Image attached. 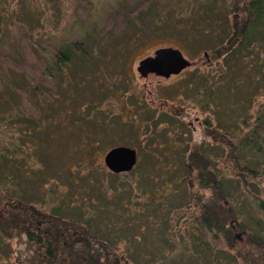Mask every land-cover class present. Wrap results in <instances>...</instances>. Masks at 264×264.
<instances>
[{
    "label": "rangeland",
    "instance_id": "374dc122",
    "mask_svg": "<svg viewBox=\"0 0 264 264\" xmlns=\"http://www.w3.org/2000/svg\"><path fill=\"white\" fill-rule=\"evenodd\" d=\"M194 1L0 0V92L8 94L0 98V184L39 211L83 219L97 236L114 237L128 264H203L192 254L185 231L196 207L182 179L181 151L193 142L202 143L221 175L239 213L237 225L251 223L247 215L253 214V202L225 157L227 148L205 135L202 124L206 116L238 121L245 112L238 103L246 87L240 92L234 84L247 85L264 74V64H254L264 61V51L259 50L257 61L250 52L244 68L230 70L225 94L219 92L212 110H202L201 95L192 94L189 80L197 71L219 79L218 61L203 66L207 37L191 40L173 24L174 12ZM261 39L253 36L255 43ZM82 40L85 56L64 65L61 77L38 76L60 45ZM165 45L180 48L191 64L169 77L140 75L138 60ZM16 75L35 95L39 121L29 122L30 116L21 114L29 113L28 102L19 98ZM31 79L37 91L27 84ZM253 81L247 87L250 99ZM253 99L250 112L264 103V94ZM163 141H169V149ZM119 145L136 148L137 170L106 166L105 152ZM155 159L159 162L152 164ZM256 181L249 192L264 198V178ZM262 216L258 211L257 218ZM235 231L233 247L224 245L225 251L242 244L245 231ZM33 247L40 251L32 241L26 244L0 232V264H28Z\"/></svg>",
    "mask_w": 264,
    "mask_h": 264
},
{
    "label": "trees",
    "instance_id": "16d2710c",
    "mask_svg": "<svg viewBox=\"0 0 264 264\" xmlns=\"http://www.w3.org/2000/svg\"><path fill=\"white\" fill-rule=\"evenodd\" d=\"M190 6L174 12L173 24L186 31L191 40L199 35L207 37L208 43L204 50L208 53V62L203 66H210L213 61H218L217 70L221 73L219 79L207 72L197 71V77L189 80L192 83V94L201 95V109L212 110L213 104L219 98V92L225 94L228 80L226 75L229 71L244 68L243 59L250 52L257 61L259 50L264 51V0H195ZM160 19L158 16L157 21ZM256 34L262 39L255 43L253 36ZM83 41L60 45L48 57L47 66L36 72L38 76L47 80L56 73L61 77L64 65L85 56L84 51L87 48L82 47ZM254 64L262 65L264 61L261 59ZM14 78L16 84L22 87L20 93L18 92L19 98L28 102L29 113L21 111V114L30 116L29 122L39 121L40 116L35 115L38 110L35 95L23 88L25 81L18 79L17 75ZM252 81L255 83V91L250 99V90L247 87H250ZM27 82L29 87L34 84L31 83L32 79ZM251 82L248 81L245 85L236 81L234 84L240 92L246 87L239 96L238 103V109L242 113L245 105V112L237 122L220 121L217 117L206 116L202 124L205 135L225 144V157L236 169L240 187L252 199L254 211L250 210L253 214L247 215L250 217V224L242 220L237 225L239 213L233 203L229 202L221 175L212 166L202 143L193 142L181 149L182 179L188 181V194L196 207L185 228L186 239L191 243L192 254L202 259L203 264H212V261H217V264H237V261L241 264H264V198L252 190L249 192L248 187L256 183L257 179L264 178V103H260L259 107L250 112L255 95L264 94V74L252 78ZM37 87L35 83L31 89L37 91ZM245 94L249 98L248 102H245L247 98L242 101ZM6 96L8 94L0 92V98L6 99ZM217 109L218 107L214 108V112L218 116ZM19 118L22 121L25 119ZM2 120L0 117V121ZM156 121L153 120V123ZM163 144L167 149L171 146L169 141H163ZM163 157L164 162H168L166 155ZM151 162H159V159ZM132 169L137 170L134 167ZM258 211L263 214L261 220L257 218ZM235 230L245 231L244 240L233 252L225 251L224 245L229 249L233 247L238 234ZM0 232L6 236H16L26 244L32 241L40 248L38 251L33 247V253L28 256V264H125L121 262L122 255L127 259L118 250L114 237L97 236L83 219H65L39 211L29 202L14 197L7 184H0Z\"/></svg>",
    "mask_w": 264,
    "mask_h": 264
},
{
    "label": "water",
    "instance_id": "95a60500",
    "mask_svg": "<svg viewBox=\"0 0 264 264\" xmlns=\"http://www.w3.org/2000/svg\"><path fill=\"white\" fill-rule=\"evenodd\" d=\"M204 55L208 58L207 51ZM191 64V61L176 46L165 45L156 47L151 54L138 60L136 69L140 75L154 73L163 77L177 74ZM136 149L130 146L119 145L108 149L103 157L104 163L112 171L131 169L136 162ZM125 264H128L124 258Z\"/></svg>",
    "mask_w": 264,
    "mask_h": 264
},
{
    "label": "flooded vegetation",
    "instance_id": "af4514ba",
    "mask_svg": "<svg viewBox=\"0 0 264 264\" xmlns=\"http://www.w3.org/2000/svg\"><path fill=\"white\" fill-rule=\"evenodd\" d=\"M136 155H137V152H136ZM136 161H137V158H136ZM135 164H133L132 168L134 167Z\"/></svg>",
    "mask_w": 264,
    "mask_h": 264
}]
</instances>
